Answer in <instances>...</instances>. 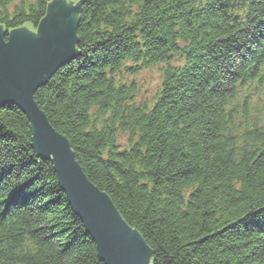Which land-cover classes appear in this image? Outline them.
<instances>
[{
  "label": "trees",
  "instance_id": "trees-1",
  "mask_svg": "<svg viewBox=\"0 0 264 264\" xmlns=\"http://www.w3.org/2000/svg\"><path fill=\"white\" fill-rule=\"evenodd\" d=\"M51 1L0 0V26L35 25ZM73 1L78 55L35 100L86 176L151 264H264V0ZM154 67L159 91L136 104L116 75ZM31 145L2 107L0 264H104Z\"/></svg>",
  "mask_w": 264,
  "mask_h": 264
},
{
  "label": "water",
  "instance_id": "water-1",
  "mask_svg": "<svg viewBox=\"0 0 264 264\" xmlns=\"http://www.w3.org/2000/svg\"><path fill=\"white\" fill-rule=\"evenodd\" d=\"M81 7V2L51 1L37 33L25 26L9 32L0 26V108L15 105L27 114L32 147L37 155L52 159L68 203L83 221L100 260L151 264L152 252L140 233L124 221L108 195L87 179L68 139L52 127L34 98L79 52Z\"/></svg>",
  "mask_w": 264,
  "mask_h": 264
},
{
  "label": "rangeland",
  "instance_id": "rangeland-1",
  "mask_svg": "<svg viewBox=\"0 0 264 264\" xmlns=\"http://www.w3.org/2000/svg\"><path fill=\"white\" fill-rule=\"evenodd\" d=\"M19 0H16V3H18ZM76 4V3H75ZM48 7V5H47ZM11 8V7H10ZM47 13V8H46V11H45V14L43 16V18L45 17ZM42 18V19H43ZM41 19V20H42ZM41 20L35 24V25H32L31 23L29 24H26L24 25L25 27H27L28 29H30L32 32L34 33H37V28L39 26V23L41 22ZM22 26V27H24ZM3 28V27H2ZM18 29V28H16ZM78 31V29H77ZM77 38H78V33H77ZM77 44H78V41H77ZM76 44V45H77ZM78 55V54H77ZM76 55V57H77ZM75 57V58H76ZM74 58V59H75ZM72 59V60H74ZM72 60H70L69 62H71ZM68 64V63H67ZM129 65V64H128ZM160 68H156L154 67L153 69H150V68H146L142 71H140L138 74L134 75V76H129V75H125V73L122 71L120 74L116 75V77H118V79L122 78L121 81L122 83L124 84H128V83H133L137 89V96L135 97V103L138 104V103H144V104H147V103H150L152 104L153 101H154V98H155V95L157 94V92L159 91V87H160V84H161V72L159 71ZM58 72V71H57ZM56 74V73H55ZM36 94V93H35ZM35 98V97H34ZM36 101V100H35ZM37 103V102H36ZM38 104V103H37ZM5 106H14V107H17L15 105H5ZM39 106V105H38ZM4 107V106H3ZM40 108V107H39ZM17 109H19L24 115L25 117L27 118L28 122H29V127H30V130H31V134L33 135L32 133V128H31V121L29 120L27 114H25L20 108L17 107ZM40 110H42L40 108ZM43 111V110H42ZM44 112V111H43ZM47 120L49 121L46 113L44 112ZM50 123V121H49ZM51 124V123H50ZM89 124V123H88ZM52 125V124H51ZM53 127V126H52ZM54 128V127H53ZM55 129V128H54ZM56 130V129H55ZM57 131V130H56ZM58 133H60L59 131H57ZM61 134V133H60ZM62 135V134H61ZM65 137V136H64ZM69 141V140H68ZM127 141V138L125 137H122L120 139V143L121 144H125ZM70 143V142H69ZM71 145V144H70ZM32 146V145H31ZM72 147V146H71ZM33 148V147H32ZM73 149V148H72ZM34 150V148H33ZM35 154H36V151L34 150ZM74 152V150H73ZM37 155V154H36ZM39 158H41L43 161H48L51 163L52 165V169H53V172L55 174V177H56V181H57V184H58V188L60 189V191L62 192L63 195H65V198H66V202L68 203V200H67V194L65 192L64 189H62V187L60 186V183H59V176H58V173L56 171V168H55V164L53 163L52 159H46V158H43L42 156H39L37 155ZM74 157H75V161L79 164V162L77 161L76 159V155H75V152H74ZM52 158V157H51ZM80 165V164H79ZM81 167V166H80ZM82 168V167H81ZM83 170V169H82ZM84 172V171H83ZM85 174V173H84ZM86 175V174H85ZM87 177V176H86ZM87 179L89 180V178L87 177ZM90 181V180H89ZM91 182V181H90ZM92 183V182H91ZM100 190V189H99ZM102 191V190H101ZM27 191H25V193L21 190L19 196H16V199H18V201L21 202L22 205H25L27 203V197H29V195H27L26 193ZM104 192V191H103ZM105 193V192H104ZM109 197V196H108ZM110 198V197H109ZM111 199V198H110ZM112 201V200H111ZM113 202V201H112ZM69 205V203H68ZM70 206V205H69ZM71 208V206H70ZM72 209V208H71ZM73 211V209H72ZM74 212V211H73ZM75 214V213H74ZM76 215V214H75ZM77 216V215H76ZM78 217V216H77ZM79 218V217H78ZM80 219V218H79ZM81 220V219H80ZM81 223L83 224V221L81 220ZM84 226V224H83ZM85 228V227H84ZM86 230V229H85ZM87 232V231H86ZM88 234V233H87ZM22 235V234H21ZM23 236V235H22ZM92 240V239H91ZM93 242V240H92ZM94 243V242H93ZM95 244V243H94ZM96 246V245H95ZM98 253V251H97ZM99 257V255H98ZM100 259V258H99ZM101 261V260H100ZM102 262V261H101ZM104 263V262H103ZM105 264V263H104Z\"/></svg>",
  "mask_w": 264,
  "mask_h": 264
},
{
  "label": "bare ground",
  "instance_id": "bare-ground-1",
  "mask_svg": "<svg viewBox=\"0 0 264 264\" xmlns=\"http://www.w3.org/2000/svg\"><path fill=\"white\" fill-rule=\"evenodd\" d=\"M65 2L66 3H69V2H71V4H77L78 2L77 1H73V0H65ZM78 26H79V24H78ZM76 48H77V45H76ZM65 66V65H64ZM63 67V66H62ZM61 67V68H62ZM60 70V69H59ZM52 79V78H51ZM225 104V100H223V103L221 104V106H220V109H221V113H223L222 112V110L223 111H225V112H229V109H227L225 106H223ZM1 109V108H0ZM222 133V136H223V138H224V140H226V141H228V139H231L232 138V136L229 134V133H225V132H221ZM228 138V139H227ZM233 139V138H232ZM230 141V140H229ZM233 143H235V142H233ZM107 194V193H106Z\"/></svg>",
  "mask_w": 264,
  "mask_h": 264
}]
</instances>
